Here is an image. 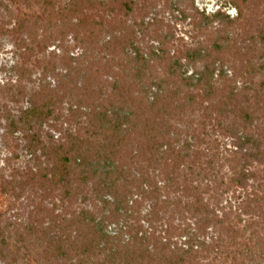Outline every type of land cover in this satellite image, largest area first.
<instances>
[{"label":"trees","instance_id":"trees-1","mask_svg":"<svg viewBox=\"0 0 264 264\" xmlns=\"http://www.w3.org/2000/svg\"><path fill=\"white\" fill-rule=\"evenodd\" d=\"M226 1L237 16L208 17L192 1L195 31L219 23L210 47H174L162 31L159 50L142 46L145 20L134 16L155 0H44L37 24L16 23L11 36L28 57L42 56L43 76L28 107L5 121L39 164L5 185L18 204L5 227L38 261L195 264L226 246L205 242L210 229L227 230L228 215L208 201L224 185L262 197L254 210L264 232V0ZM69 39L80 52L44 64ZM222 138L232 150L222 152ZM184 209L195 230L173 222ZM0 237L9 261L16 250ZM251 240L224 258L264 264V235Z\"/></svg>","mask_w":264,"mask_h":264},{"label":"rangeland","instance_id":"rangeland-1","mask_svg":"<svg viewBox=\"0 0 264 264\" xmlns=\"http://www.w3.org/2000/svg\"><path fill=\"white\" fill-rule=\"evenodd\" d=\"M192 1L194 6L208 17H212V15L217 14L219 11L231 17H235L238 14L226 0H155L154 6L156 5V7L153 5H150L151 7L147 6L142 13L134 16V18H137L136 21H140L141 18L145 20L143 29L146 31L141 36V38L143 37L142 40H140L142 46L147 48L153 45L156 50H159L162 44L159 42L157 32L162 31L165 34L170 32L169 36L171 37H173L172 34L175 35V40L173 41L175 42L173 43L174 47L182 42L191 47L199 42L203 43V46L210 47L213 44L214 36L218 35L216 30L219 27V23L216 21L215 26L212 27L210 23L207 24L205 22L200 32L195 31L196 28L193 25L195 13L192 10ZM43 5L44 0H0V232L1 235L6 236V241L9 243V247H11L10 250H16L18 254L11 257L9 261L2 259L0 256V264H13L12 261L16 258L19 261L14 264H43L42 260L38 261L40 257H37V253L31 251V248L27 251L21 243H18L17 236L14 235L12 230L6 229V217L13 222L18 218L16 217L18 213L14 209L18 204L15 203L13 195L9 191L4 190L5 185L12 183V180L18 178L27 166L30 168L35 166L34 168L36 169L37 164H39L27 154L23 147L25 142L9 133L5 118L8 114H17L19 110L28 107L31 93L35 88H39V84L42 82L43 73L40 70L41 67H38L39 64L37 62L42 56L35 54L32 57H28L23 44L13 38L10 32L13 31L16 23L20 20H25L32 26L37 24V18L42 14ZM135 29L138 35H141L142 30L139 28ZM238 29L240 28L236 26L228 34L234 36L238 32ZM25 36L28 37L27 35ZM27 40L29 41V38ZM66 45L68 47L65 49L55 46L48 50V53L51 50H55L53 51L55 52V58L49 59V54H45L46 60H44V64L48 60L50 63L54 61L55 64H58L64 54L70 53L76 55L80 52L70 39L66 42ZM225 61L226 65L224 69L227 70L230 64V57L226 58ZM22 68H27L30 71L29 74H26ZM188 71V74L192 73L191 68ZM150 72L154 73L152 70ZM228 74L230 73L228 72ZM47 78L48 81H52L51 77L47 76ZM211 127L209 126L206 129L209 130ZM53 133L56 138L60 136L59 133L52 131ZM231 142L232 140L229 138L221 139L223 153L233 149ZM260 168V171L264 172V166ZM263 172L260 173V177L264 176ZM195 187L198 190L197 182L195 183ZM170 191L172 194L174 193L173 197H176L175 192L178 191L174 190L173 187ZM193 198H195L193 194L189 193L188 196L186 195L182 199L186 201L185 203H190L193 201ZM261 198L255 196L252 188L244 190L240 187L224 185L217 190L210 200H208L209 205L220 218H229L228 221L225 220L228 227L227 230L219 228L216 233L210 229L205 235V242L206 244L212 243L213 240L220 238L226 246L223 247L220 244L216 250L208 244V247L213 249L212 254H204L206 257L209 256V258L204 257L203 260L200 259L195 264H237L241 262V258L238 256L237 260H228L224 256L230 251L235 253L236 250H242L241 246L243 244H251L253 246L251 239L257 234L264 235V232L260 229V218L256 216L254 210L255 202ZM262 207L264 208V202L262 203ZM184 211L181 217L175 215L173 222L175 224L187 222L195 230V219L191 216L190 212H187L185 209ZM225 214L228 215L227 218L223 217ZM182 217L184 220L181 219ZM185 239L183 237V240ZM225 250L228 252L222 254Z\"/></svg>","mask_w":264,"mask_h":264}]
</instances>
